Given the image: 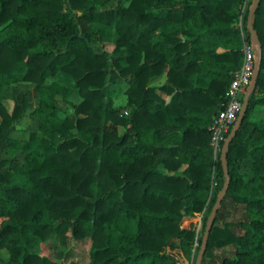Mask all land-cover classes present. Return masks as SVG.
Here are the masks:
<instances>
[{
    "label": "trees",
    "instance_id": "obj_1",
    "mask_svg": "<svg viewBox=\"0 0 264 264\" xmlns=\"http://www.w3.org/2000/svg\"><path fill=\"white\" fill-rule=\"evenodd\" d=\"M125 2L0 0V31L8 32L0 39V249L10 255L0 264H65L47 253L53 236L63 244L90 238V264H176L167 248L196 262L226 181L210 126L251 40L253 2L245 39L236 28L243 0ZM253 25L261 71L228 148L230 185L202 264H264V0ZM62 72L82 98L64 116L57 99L72 90ZM119 79L130 83L128 114L108 92ZM21 81L35 84L38 104L31 108L27 93L9 111L2 89ZM28 112L38 129L14 137ZM184 163L182 175L169 173ZM197 213L200 232L183 225Z\"/></svg>",
    "mask_w": 264,
    "mask_h": 264
},
{
    "label": "rangeland",
    "instance_id": "obj_2",
    "mask_svg": "<svg viewBox=\"0 0 264 264\" xmlns=\"http://www.w3.org/2000/svg\"><path fill=\"white\" fill-rule=\"evenodd\" d=\"M126 4L129 3V0H126ZM117 4L116 1H112L109 6H115ZM105 7H100L99 10H105ZM7 31H0V39H2L5 35H7ZM114 45L112 43H102L98 45V49L100 50H107L112 51ZM58 80L64 84H66L71 90L72 93L68 98H63L61 96L57 99V104L59 106V114L64 116L66 113H73L74 108L71 103H79L82 98L79 94L78 88L75 85V81L72 75L62 72L60 75L57 76ZM50 80V79H49ZM130 86L128 80L119 79L116 83L110 84L108 87V92L114 99L115 106L121 107L123 113L128 114L130 108L127 107L128 96L126 90ZM3 96H4V104L9 111H12L16 104H20L23 101L24 96L28 93L30 97V104L31 108H35L39 101V94L35 89V84L33 82L28 81H21L18 83H14L9 87H4L2 89ZM2 118L0 117V124ZM53 126H57L56 124ZM38 129V121L37 118L32 116L29 112L24 114L17 120L14 124V129L12 135L14 137L24 138L28 137L29 133ZM125 128L120 127V132L123 133ZM21 156V153L18 154ZM2 156H6L4 152H2ZM22 157V156H21ZM251 160L246 159L242 163V171L246 174L251 173L250 170ZM233 215L231 218L235 221L241 219V214L232 213ZM193 223L195 226L194 228L200 232L203 226L202 220V213H197L195 218L191 220H186L183 225L190 226ZM50 248L48 247L47 253L51 254L54 258L62 260L65 264H90L91 262V240L90 238H85L83 240H76L74 238H69L67 243L63 244L59 237L53 236L49 239ZM198 246V243H195L194 249ZM32 252H37V249L31 247ZM176 253L179 254L181 258L185 261L192 262L193 259H188L185 257L184 253L180 249L175 250ZM230 249H227L226 252L228 253ZM0 256L8 260L10 258L9 252L6 249H0ZM178 256V257H179ZM212 264H220L219 260L213 261Z\"/></svg>",
    "mask_w": 264,
    "mask_h": 264
},
{
    "label": "built area",
    "instance_id": "obj_3",
    "mask_svg": "<svg viewBox=\"0 0 264 264\" xmlns=\"http://www.w3.org/2000/svg\"><path fill=\"white\" fill-rule=\"evenodd\" d=\"M258 58V46L250 40L244 43L243 62L232 77L226 90L223 107L214 116L211 130V145L215 153L222 150L223 144L231 132L242 110L244 97L252 84ZM176 264H192L177 257Z\"/></svg>",
    "mask_w": 264,
    "mask_h": 264
},
{
    "label": "water",
    "instance_id": "obj_4",
    "mask_svg": "<svg viewBox=\"0 0 264 264\" xmlns=\"http://www.w3.org/2000/svg\"><path fill=\"white\" fill-rule=\"evenodd\" d=\"M260 3H261V0H254L252 7L250 8V12H249V16H248V24H247L248 28L250 30L251 40L254 41L258 46V58H257V63H256V69H255L254 77L252 80V84L245 94L242 110H241V112L237 118V121L235 122L231 132L229 133L226 141L224 142L222 150H221V160H222L223 166H224L226 181H225L223 189L221 190V192L218 195V198L215 202V205H214L212 212L209 216V219L207 221L206 228H205L204 235H203V242H202L201 248L199 250L195 264H202V260L204 258V255L206 253L207 246H208L209 234H210L211 229L214 225L216 214L219 210V207H220V205L224 199L226 192L228 191V188L230 185V174H229L228 165H227L228 148H229L230 143L233 141L234 137L236 136L237 131H238L239 127L241 126V124L245 118V115H246L247 109H248V105H249V97L257 85L259 73L261 71V63H262L261 43L259 40L257 30L255 29V27L253 25V17H254L256 10H257V7L260 5Z\"/></svg>",
    "mask_w": 264,
    "mask_h": 264
},
{
    "label": "crops",
    "instance_id": "obj_5",
    "mask_svg": "<svg viewBox=\"0 0 264 264\" xmlns=\"http://www.w3.org/2000/svg\"><path fill=\"white\" fill-rule=\"evenodd\" d=\"M252 1L254 2V0H243V4H242V7H241V11H240V14H239V17H238V20H237V23H236V28L238 29V32L241 34V36L245 39V36H246V33L244 31V28H243V24H244V12L248 6V3ZM252 7V5H251ZM250 7V8H251ZM245 43V41H244ZM244 47V45H243ZM243 47H242V50H243ZM164 81L163 78H158V79H155L153 84L154 85H160L162 82ZM165 97V100L166 102H169L170 101V98H171V95H163ZM223 102L224 100L221 102V108L223 107ZM260 117V113L258 112H254L251 114V118L252 119H255V118H258ZM213 155H214V158H217L218 156V153H215V151L213 150ZM188 164L187 163H184L178 170L176 171H172V172H169L170 174H179V175H182L184 170L187 168ZM176 249H170V248H167L166 249V252L167 253H172L176 258L179 256L178 253H176L175 251ZM180 257V256H179Z\"/></svg>",
    "mask_w": 264,
    "mask_h": 264
}]
</instances>
